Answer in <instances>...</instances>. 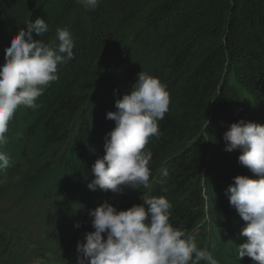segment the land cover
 <instances>
[{"label": "trees", "instance_id": "1", "mask_svg": "<svg viewBox=\"0 0 264 264\" xmlns=\"http://www.w3.org/2000/svg\"><path fill=\"white\" fill-rule=\"evenodd\" d=\"M37 18L49 31L33 38L51 43L58 28L69 30L74 59L58 65V80L35 110L21 107L10 121L0 145L10 157L0 172V203L22 215L33 205L29 213L41 210L45 197L48 222L59 231L73 230L61 215L92 219L89 212L105 200L127 210L163 196L169 222L218 264H256L238 259L245 222L225 191L235 176L259 177L240 165L239 150L225 151L223 136L241 120L264 125V0H99L95 10L77 0H0V65L12 38ZM142 71L170 95L160 134L145 148L152 153L150 187L88 191L92 165L105 154L101 137L115 127L107 113L117 111ZM17 191L23 194L8 198Z\"/></svg>", "mask_w": 264, "mask_h": 264}, {"label": "clouds", "instance_id": "2", "mask_svg": "<svg viewBox=\"0 0 264 264\" xmlns=\"http://www.w3.org/2000/svg\"><path fill=\"white\" fill-rule=\"evenodd\" d=\"M95 10L99 0H77ZM5 49L0 65V145L8 142L9 123L19 108L35 110L37 99L51 82L58 80V65L74 59V40L69 30L58 28L56 40L45 43L33 38L49 31L44 18L26 22ZM58 41V43L56 42ZM167 85L144 71L138 74L130 94L107 113L115 127L106 136L105 154L92 165V191L123 194L125 188L150 187L149 138L159 136V121L169 111ZM225 151L239 150L238 161L259 177L238 175L225 195L245 222L238 246V259L251 258L264 264V125L243 120L224 133ZM10 166V157L0 151V171ZM167 176V170H163ZM3 183V181H0ZM144 204L118 210L109 201L89 212L94 231L83 233L77 244V264H218L206 250L170 222V202L163 196L142 198ZM77 227H81L77 224ZM105 234L107 238L105 239Z\"/></svg>", "mask_w": 264, "mask_h": 264}, {"label": "rangeland", "instance_id": "3", "mask_svg": "<svg viewBox=\"0 0 264 264\" xmlns=\"http://www.w3.org/2000/svg\"><path fill=\"white\" fill-rule=\"evenodd\" d=\"M10 171V170H9ZM23 194L21 191L17 192H10L11 197H17L19 195ZM9 198V197H8ZM8 206V202L0 205V212H2V215L5 216V220L11 222V227L6 228L3 227L1 230L4 229V231L8 232L4 233L2 235V238L4 239L6 244L5 247V253L6 255L3 257L1 264H55V261L64 259H70L73 263L72 259L78 257L77 252V244L78 242H81L84 240L83 234H79L80 230L77 227V224L87 223L91 225L90 218H87V220H84V217L80 216H71L68 215L65 217L61 215L60 221L63 223H69L66 224L72 225L73 230L66 229V230H59L55 227H53L51 224H49V219L52 217L53 213L50 212L51 203L45 202V197L43 199V205L41 206V210H35L34 212H25L24 215L26 216H37L38 219H34L33 217V223L31 224V228L23 229L22 226L26 225L23 224L27 217H22L18 220H9V217H11L14 214H17L19 211L18 208H9L4 214V209ZM46 218V219H45ZM67 218V220H66ZM45 220V225L41 228V233L33 230L34 224L43 223ZM19 226V227H17ZM94 231V229H93ZM70 232V234H69ZM63 234V235H61ZM58 237L65 241L69 247L66 251L68 252V256L63 251V254L59 258H54L49 250L46 248V241L49 238L52 237ZM63 237V238H62ZM107 236H105V239ZM1 241V238H0ZM74 264V263H73Z\"/></svg>", "mask_w": 264, "mask_h": 264}, {"label": "bare ground", "instance_id": "4", "mask_svg": "<svg viewBox=\"0 0 264 264\" xmlns=\"http://www.w3.org/2000/svg\"><path fill=\"white\" fill-rule=\"evenodd\" d=\"M101 142H106V138L102 135V137H101ZM5 197H7V194H6V196ZM9 198H11V196L9 195L8 196ZM0 215H2V212H0ZM68 216V215H67ZM67 216H65V217H67ZM33 217H34V219H38V217L37 216H30V218H29V227H28V225L26 224V225H23L22 226V228H25V229H27V228H31V224L33 223ZM63 217V216H62ZM68 218V217H67ZM67 218H66V220H67ZM39 220V219H38ZM43 226L45 225V220L43 221ZM36 225L37 224H34V228H33V230H37L36 229ZM72 225H68L67 227H71ZM4 227H6V228H10L11 227V222L10 221H7V220H5V225H4ZM73 229V228H72ZM69 234H70V232H69ZM61 235H63V234H61ZM63 238V237H62ZM65 242V241H64ZM46 243H47V247L49 248V247H55V246H58V247H60L62 250H64V252L65 253H67L66 255L68 256V252L66 251V249L68 248L69 249V247H67L58 237H52V238H49L47 241H46ZM67 247V248H66ZM67 263H69V262H67Z\"/></svg>", "mask_w": 264, "mask_h": 264}]
</instances>
